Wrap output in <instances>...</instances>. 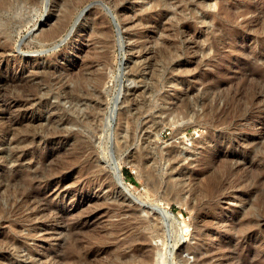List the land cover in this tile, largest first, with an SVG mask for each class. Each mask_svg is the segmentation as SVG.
<instances>
[{
	"label": "rangeland",
	"instance_id": "374dc122",
	"mask_svg": "<svg viewBox=\"0 0 264 264\" xmlns=\"http://www.w3.org/2000/svg\"><path fill=\"white\" fill-rule=\"evenodd\" d=\"M18 2L0 15V122L13 135L37 136L19 142L0 130V205L11 213H0V264H57L67 245L60 220L91 217L79 236L89 239L125 218L110 207L116 202L157 224L143 229L153 236L154 263L264 264V0ZM70 6L67 24L46 38ZM92 60L104 84L88 81V96L76 103L67 86ZM20 76L40 86H2ZM53 115L86 118L64 126L89 142L92 170L81 176L68 163L35 184L45 200H16L8 177L68 160L70 143L41 137ZM120 167L124 181L116 184ZM163 207L172 218L157 222ZM32 211L34 220L22 223ZM121 249L130 251L113 246L93 261Z\"/></svg>",
	"mask_w": 264,
	"mask_h": 264
},
{
	"label": "bare ground",
	"instance_id": "6f19581e",
	"mask_svg": "<svg viewBox=\"0 0 264 264\" xmlns=\"http://www.w3.org/2000/svg\"><path fill=\"white\" fill-rule=\"evenodd\" d=\"M18 1L19 0H0V15L3 14L4 12H6V11H13V10L17 9L19 7V2ZM24 1L25 2H30V3L33 2L34 3L36 0H24ZM72 12L73 11H72L71 6H70L65 11L64 15L61 17L60 23H58L57 26H55L51 30L46 31L44 33V36L46 38H54V37H56L59 34V32H60L59 30L63 27V25L65 26L67 24V22L69 21V18L71 16V14H73ZM232 16H233V14H232ZM6 23H8V21H6ZM4 25H5V23H4ZM77 47H79V46H77ZM157 53H158V51H157ZM92 64L94 65V61L93 60L89 61L86 64L85 70H83V71H85L87 74L86 73L85 74H80V75L76 74L77 77H78V79H76V80H78V82L75 81L76 83H75L74 87L69 86V85L67 86V90H66L67 91L66 92L67 95L66 96L70 97L74 101L76 100L77 101V102L75 101L76 103H78V100H82L85 96H88V95H86L87 92H85V89H84L88 85V84L86 85V83L88 81L93 82L94 85L98 89L101 88L102 85L104 84L105 73L103 71H101V70H97L98 68L97 69H93L94 67L91 68ZM95 64H96V62H95ZM81 71H80V73H81ZM37 74H38V72H37ZM51 74H53V73H51ZM63 81H64V79H63ZM90 82H88V83H90ZM33 84L34 83H30L28 80L24 79L23 77L21 78V76H20L18 79L14 78V80L6 79V81L4 82V84H2V86H6L7 89H9L10 87H13V88L19 87L20 89L21 88L25 89L26 87H28V86L30 87ZM38 85L39 84H37V85L34 84L33 86H38ZM63 85H65V83ZM177 86H179V85H177ZM31 88H32V86H31ZM33 88H35V87H33ZM10 90L13 91L12 89H10ZM25 90H27V89H25ZM25 90H24V93H25ZM20 91L18 93H20ZM8 92H4V93L6 94ZM21 92H23V91H21ZM23 94L20 93L18 95H23ZM91 94H93V92ZM25 97H27V96H25ZM184 101H186V100L184 99ZM96 106H97V104H96ZM25 108H27V107H25ZM91 108H92V106H91ZM206 112H208V111H206ZM207 115H209L210 119L212 118V112L207 113ZM206 117L208 118V116H206ZM222 120H224V119H222ZM2 123L0 122V130L7 131L8 134H12L13 135L14 130L13 129L12 130L8 129L6 127V125L2 124ZM67 123H74V124L78 123V124L86 125L88 122H87L86 118H84L83 116L82 117L77 116V118H73V119L69 120V119H64L63 115L62 116L61 115H59V116L58 115L57 116L53 115L52 117L49 118V123L43 129V133H42L41 137L45 138L48 141H54L56 144L57 143H62V145H63L65 141H66L65 142L66 144L70 143L72 148L69 149L70 151H68L69 152L68 153L69 155L67 154L68 155L67 156L68 160L66 162H64L66 160V159H64L63 164L61 163L62 165L58 166L59 168L54 166V165L53 166L50 165L49 169L47 168L48 166H42V167H38V168H34V169H32V168L28 169V172H25V173H22V174L21 173L12 174L5 181V182H7V184L5 183L6 184L5 186H9V187H11V189L13 188L12 196H16L17 197L19 195L20 196L23 195L24 198H27V199L33 198V200L35 198V200H34L35 201L34 204H35V203H38L39 201H41L43 199L45 200V196L39 195L38 192L36 193L37 190L35 191V189H34V186H36L35 184L40 183L42 181L43 182H45V181L49 182L51 178H53V177H55V176H57L59 174H62L63 170H65V169L68 170L70 168V165H67L68 163H71V164L77 163L78 166H79L78 168L80 170V175L81 176H85L86 174H88V172H90L92 170L93 166H92L91 160L89 158V155H90L89 148H88L89 147V142L86 140V138L83 137V135L79 131H74V130H71V129H68L67 127H65L64 125H66ZM164 123H166V122H164ZM222 123H224V121ZM226 123L227 122H225V124ZM9 125L10 124H8V126ZM12 125H13V122H12ZM31 128H33V127H31ZM6 129H8V130H6ZM14 129H17V128H14ZM25 131L26 132H24V133L22 131L23 135H21L20 133L16 132L18 134H16V133L14 134L15 137H17L15 140H17V139H20L22 141L23 140H25V141L31 140V142L34 143L35 140H36V136H37L36 132L33 131V129H30V130L27 129ZM160 133H161V131H160ZM210 136H211V134H209L208 136H204V140L206 141ZM8 137H10V136H8ZM9 139L12 141V139H14V137L9 138ZM17 141H19V140H17ZM23 144H24V142H23ZM44 159H45V156H41L39 161L43 162ZM51 169H53V170H51ZM100 170L101 169H95L94 171L101 172ZM114 170L115 171L113 172L114 173L113 175H115L116 178H117V180H114V183H116V184L123 183L124 179H123V176H122V173H121V167L118 170L117 169H114ZM146 172L148 174V177L151 178V180L153 182V183L152 182L151 183L156 185L157 184V179L155 178V175L153 174L152 169H149ZM261 191L262 192H259V195H262L263 198H264V188H262ZM19 198H21V197H19ZM16 200H18V197L16 198ZM245 200H248V199L245 198ZM16 202H18V201H16ZM25 202H27V201H25ZM248 202H249V200H248ZM24 205H25L24 202H20L17 206L23 207ZM110 207H112V210L113 209L114 210L117 209V211L120 213V215L125 216V218L121 219L118 222L110 223V225L108 227H106V228L105 227L99 228L97 230V233L93 234L91 236V238H89V239H81V238H79V236L84 232L85 229H87V227H88L87 223L89 222L91 217H87V218H84V217L79 218V217H77V219H75L73 222L63 221L64 218H63L62 221L60 220V223H62L64 225V226H62L63 233H64L63 240L64 241L66 240L67 243L66 242H64V243H66L67 245H66V247H65V245L63 246V247H65V249L60 250L59 252H57V255H56L58 257L57 264H135L136 261L139 262L138 264H164L165 260L163 258L161 259V257L159 256V253H157V255L160 258H158L155 263H154L155 260L154 261L152 260V256H153L152 249L153 248L150 246V237H153V236H151L149 233H146V232L143 231V229H150V230L153 229V232H154V231H156L157 224L155 222H153L155 224H152V223H150V221H146L144 219L139 218L134 213L133 209L130 206H126L122 202H116V203L110 205ZM56 210H57L56 214L61 212L60 209H58V208ZM3 211H5L6 215L8 213L11 214L9 209H5L4 210V208L0 205V213H3ZM13 211H15V210H13ZM160 213H162L163 216L160 217L158 215L157 218L155 219V220H157V222L160 219H162L163 217L172 218L171 211L169 209L165 208V207L162 208ZM33 214H34V212L32 211L31 214L22 215L21 216L22 223L25 222V221H33L34 220ZM126 216H128V218ZM9 217L10 216H8V215L6 216L7 219H9ZM19 220H20V218L17 221H19ZM248 225H249V223H248ZM0 245H2V244H0ZM124 245H128V247H130V251L129 252L128 251H124V250L121 249V250L116 251L115 254L110 256V258L107 257L106 259H102V260L98 259L97 262L93 261V258H95L97 255H101L102 253H105L106 251H108L109 248H111L113 246L120 248L121 246H124ZM156 258H157V256H156Z\"/></svg>",
	"mask_w": 264,
	"mask_h": 264
},
{
	"label": "trees",
	"instance_id": "16d2710c",
	"mask_svg": "<svg viewBox=\"0 0 264 264\" xmlns=\"http://www.w3.org/2000/svg\"><path fill=\"white\" fill-rule=\"evenodd\" d=\"M128 175H130L128 172H127Z\"/></svg>",
	"mask_w": 264,
	"mask_h": 264
}]
</instances>
